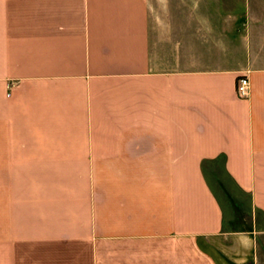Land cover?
<instances>
[{"label": "crops", "instance_id": "0c3cea01", "mask_svg": "<svg viewBox=\"0 0 264 264\" xmlns=\"http://www.w3.org/2000/svg\"><path fill=\"white\" fill-rule=\"evenodd\" d=\"M0 264H264V0H0Z\"/></svg>", "mask_w": 264, "mask_h": 264}, {"label": "built area", "instance_id": "2783aa9c", "mask_svg": "<svg viewBox=\"0 0 264 264\" xmlns=\"http://www.w3.org/2000/svg\"><path fill=\"white\" fill-rule=\"evenodd\" d=\"M251 88V83L249 81V78L247 76L241 77L237 81V96L239 98H246L249 94Z\"/></svg>", "mask_w": 264, "mask_h": 264}]
</instances>
